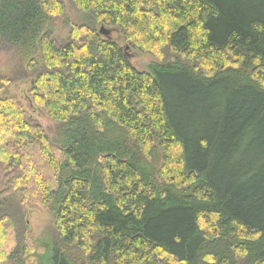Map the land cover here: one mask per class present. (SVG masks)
<instances>
[{"label": "trees", "instance_id": "1", "mask_svg": "<svg viewBox=\"0 0 264 264\" xmlns=\"http://www.w3.org/2000/svg\"><path fill=\"white\" fill-rule=\"evenodd\" d=\"M71 1L82 23L61 0H0L21 57L0 87V264H264V0ZM102 27L159 61L138 71Z\"/></svg>", "mask_w": 264, "mask_h": 264}, {"label": "rangeland", "instance_id": "2", "mask_svg": "<svg viewBox=\"0 0 264 264\" xmlns=\"http://www.w3.org/2000/svg\"><path fill=\"white\" fill-rule=\"evenodd\" d=\"M66 7V15L75 24L82 23L85 19L84 14L79 12L73 5L71 0H61ZM109 31V36L111 39L119 42L128 56H130L131 64L140 72L148 70V66L154 62L159 61L158 57L151 54L143 53L129 44L125 43L121 37L119 31L113 27H105ZM100 29V28H99ZM71 31V26L67 22L61 20L55 26L53 33L54 38L62 43L68 39ZM128 47V48H127ZM21 57L17 55L14 49H8L0 47V87L1 79L9 78L14 76L18 66L20 65ZM29 59H27L28 61ZM26 61V62H27ZM30 83L29 82H16L9 86L8 91L17 96L19 100L25 106L27 112V117L29 122L40 124L51 139H54L57 135L58 124L56 121L52 120L45 111L36 108L32 105L29 97ZM27 218L30 225V230L34 234L35 238L40 241H48L53 239V215L47 211H43L37 207L28 208Z\"/></svg>", "mask_w": 264, "mask_h": 264}, {"label": "water", "instance_id": "3", "mask_svg": "<svg viewBox=\"0 0 264 264\" xmlns=\"http://www.w3.org/2000/svg\"><path fill=\"white\" fill-rule=\"evenodd\" d=\"M100 32H101V34H105L106 36H108V34H109V31L105 27H102Z\"/></svg>", "mask_w": 264, "mask_h": 264}]
</instances>
